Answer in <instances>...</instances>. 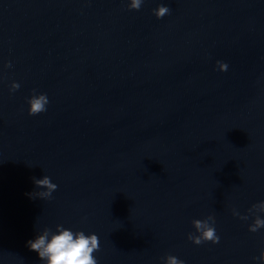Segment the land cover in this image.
<instances>
[{"label": "water", "instance_id": "95a60500", "mask_svg": "<svg viewBox=\"0 0 264 264\" xmlns=\"http://www.w3.org/2000/svg\"><path fill=\"white\" fill-rule=\"evenodd\" d=\"M127 3L0 0V264H40L26 241L56 224L96 232L98 264H260L264 0Z\"/></svg>", "mask_w": 264, "mask_h": 264}, {"label": "clouds", "instance_id": "9594fccd", "mask_svg": "<svg viewBox=\"0 0 264 264\" xmlns=\"http://www.w3.org/2000/svg\"><path fill=\"white\" fill-rule=\"evenodd\" d=\"M144 3V0H128L127 7L130 9H139ZM157 18H162L170 13V5L160 3L152 9ZM223 70H227L226 62H218ZM10 64V62H9ZM20 87L19 82L13 81L11 90ZM28 112L30 115H35L47 110V105L50 103L49 96L46 92H36L33 89V94L27 97ZM38 186H42L39 193H31L33 197L40 195L44 198L51 199L53 192L59 185L52 180L49 175H43L41 178H34ZM255 210V212H253ZM248 212L253 213L255 218L248 225L250 231H257L264 228V216L258 213L264 212V200L253 204ZM233 215L240 216L241 219H248V215L241 214L235 208ZM215 215L209 214L204 219L194 218L192 224L195 232L188 233V239L196 244L204 241H212L218 243L220 236L217 233L215 225ZM29 249L35 251L40 258V264H98L95 251L100 248L99 236L96 232H86L84 229H73L66 227L64 224H56L55 228L43 227L37 230L34 237L26 241ZM163 259V264H186V261L174 254H167ZM254 260L264 264V249L260 250L258 256L253 257Z\"/></svg>", "mask_w": 264, "mask_h": 264}]
</instances>
